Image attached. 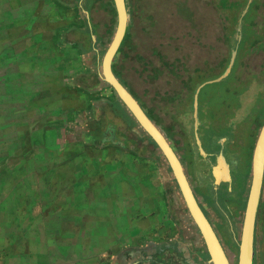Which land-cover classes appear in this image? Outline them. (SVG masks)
<instances>
[{
    "label": "rangeland",
    "instance_id": "1",
    "mask_svg": "<svg viewBox=\"0 0 264 264\" xmlns=\"http://www.w3.org/2000/svg\"><path fill=\"white\" fill-rule=\"evenodd\" d=\"M109 1L94 0L91 6L87 0H0V257L9 255L3 241L17 246L15 241L22 239V264H29L30 255L38 256V264H79L74 262L78 248L74 256L63 260L62 251L67 247L61 230L41 228L46 222H61V176L73 174L72 165L75 173L85 174L79 165L89 155L100 153H90L88 147L63 151L60 143H87L81 130L94 117L95 101L116 98L111 86L92 87L99 61L90 52L94 46L100 47L101 53L106 51L118 22L116 19L114 26L107 27ZM126 3L130 41L117 55L122 80L143 105L164 116L163 125L172 126L167 136L190 183L205 200L207 188L214 182L212 164L205 152L199 151L193 127L196 90L209 80L214 81L205 84L199 94L198 113L206 121L203 133H216L220 138L226 133L225 124L234 126L230 147L239 159L235 186L240 189L247 179V184L252 182L256 146L264 126V0ZM238 24L243 35L240 49L234 38L223 37L225 33L233 36ZM255 38L261 41L252 45ZM234 50L231 70L220 80ZM190 77L193 79L188 82ZM187 82L191 88L186 87ZM100 118L102 130L112 129L114 136L106 142L95 141L117 144L127 156L132 154L119 159L127 164L126 172L135 175L141 162L155 163V167L149 166L151 173L160 165L161 184L155 189L160 201L135 208L134 230L125 232L127 238L134 236L133 240L144 244L172 238L185 218L191 222L187 232L198 234L182 197L177 194L180 199L175 198L174 189L180 188L166 160L155 156L113 106L105 104ZM96 173H101V167ZM53 176L58 183H52ZM46 186L51 191L49 198ZM124 186L129 188L130 183ZM246 194L242 192L232 202L235 212L244 209ZM219 197L224 201L223 195ZM239 198L242 205L238 207ZM141 213H145L143 217ZM240 213L236 212L238 217H242ZM141 226L150 230L142 231ZM132 245L127 246L134 248ZM122 248L114 250V256ZM227 248L236 264L238 243L228 240Z\"/></svg>",
    "mask_w": 264,
    "mask_h": 264
},
{
    "label": "crops",
    "instance_id": "2",
    "mask_svg": "<svg viewBox=\"0 0 264 264\" xmlns=\"http://www.w3.org/2000/svg\"><path fill=\"white\" fill-rule=\"evenodd\" d=\"M95 53L94 49L90 52L93 56H95ZM99 86L94 87V89L100 88ZM102 100L95 101V110H98ZM86 142L85 144L60 143V148L63 151L68 150V147H75L78 150L87 149L85 147H88L87 151H90V153L93 150H98L100 153L89 155L90 157H86L85 162L79 165L80 170L84 168L85 174L75 173L72 165V170L71 166L69 167L73 174L61 176V222H46V227L41 229L61 230L63 232V240H65L63 246L67 247L65 251H62L63 260L64 257L74 256L76 254L74 251L78 248L74 262L79 264H108L107 262L110 260V264H115L117 255L128 248L127 245L134 244L132 245L134 247L144 245L143 242L138 243L133 240L134 236L128 239L125 232L134 230L132 220L134 219L135 208L148 207L150 205L149 201L152 204H158L160 201L159 191H155L156 187L161 184L160 165L157 170L153 169V173H151L149 166L153 167L155 163L145 164L141 162L140 166H137L136 174L133 175L131 172L129 174V172H126L127 164H121L119 159L131 157L132 154L127 156L117 144H102L88 139ZM98 167H101L100 174L96 173ZM54 178L56 177L53 176L52 183H58ZM164 179L166 180V177L163 175ZM126 183H130L129 188L124 186ZM119 184L123 185L119 186ZM50 193V189L46 186L47 198L50 197ZM53 193L55 194V191ZM118 199H121V202H118ZM140 201L141 203H139ZM119 204L121 208H118ZM153 213L158 216V212ZM143 214L141 213L142 217ZM144 229L150 230L148 226H141L140 230L143 231ZM65 232H68L67 237H65ZM176 234L172 238L157 240L170 241ZM119 236H121L120 239ZM7 241H3L5 243L3 248H8L5 253L8 252L9 255L0 257V264H22V239L15 241L17 246H13L12 242L9 246ZM149 241L151 240H147V242ZM121 245L125 248H122L114 256V250H117ZM10 248H13V250ZM28 263L38 264V256L31 257L30 255Z\"/></svg>",
    "mask_w": 264,
    "mask_h": 264
},
{
    "label": "flooded vegetation",
    "instance_id": "3",
    "mask_svg": "<svg viewBox=\"0 0 264 264\" xmlns=\"http://www.w3.org/2000/svg\"><path fill=\"white\" fill-rule=\"evenodd\" d=\"M197 116H199V113ZM89 120L90 125L87 123L81 130V133H84L83 135H85L86 139L93 141L96 138H100L102 142H106V140L113 138L114 132L107 129L102 130L100 125H98L96 118L93 117ZM197 122L198 120H196V124ZM224 126L227 127L226 133L220 138H215L213 134L203 133L204 130L200 131L197 126L194 127V135L198 149L201 151L196 138V132H198L202 141V146L205 149L204 157L207 159L208 163L212 164V168L215 164H217L219 154L223 151L229 163L231 180H221L216 184V178L213 176L214 174L211 170V176L214 178V182H212L211 186L207 189L211 190L214 188L218 190V192L215 193L213 191H209L210 193L205 196L207 203L203 197H201V194H199L195 186H193L192 183L191 185L200 203V207L203 209L205 215L212 224L231 260V254L227 248V241L229 240L231 243H238L240 250L241 237L239 236L241 235L240 231H242V225L244 222L251 181L247 184V179L245 184L240 187V189L235 186L237 182V177L235 175L236 172H238L239 159L236 158V153L231 151L230 147V143L233 140L232 132L234 130V126L231 124H225ZM100 129L102 131L98 132ZM222 139L224 141H221ZM213 183H215V186ZM245 191H247V196L245 198L244 209L241 211L242 217H238L240 210L238 209V211H236L238 214H236L232 202H235V198L238 199L240 194ZM221 193L224 201L219 199V196H222ZM175 198H178V200L180 199V197L176 196ZM239 199L240 200L236 202L238 207L241 204V198ZM189 225H191L190 219L185 218L184 225L179 226L176 236L170 241H149L140 247L125 248L123 252L117 255L115 264H213L210 261L211 256L203 235L200 233L199 227L197 226L198 234H193L191 233L192 231L187 232V230L190 229L188 227ZM253 232L254 264H264V179L256 214L255 230ZM196 235L201 236V242L199 241V236L196 237ZM237 256L236 264L238 263L239 251Z\"/></svg>",
    "mask_w": 264,
    "mask_h": 264
},
{
    "label": "water",
    "instance_id": "4",
    "mask_svg": "<svg viewBox=\"0 0 264 264\" xmlns=\"http://www.w3.org/2000/svg\"><path fill=\"white\" fill-rule=\"evenodd\" d=\"M116 10L118 13L117 27L112 38V41L105 51L102 59V82L99 87L111 86L117 97L126 105L131 114L136 118L140 126L147 132V134L156 142L159 149L163 153L164 159L173 172V176L180 188L182 200L184 201L191 218L200 229L203 235L208 251L211 256L213 264H232L227 252L225 251L217 233L215 232L212 224L205 215L200 203L195 195L192 185L187 177L184 165L179 158L176 148L171 140L161 131L159 126L154 120L150 118L140 102L128 87L119 79L113 69L114 58L125 38L130 24L129 11L127 8L126 0H115ZM236 50L233 52L232 59L221 78L227 76L234 63ZM209 80L201 85L196 90L194 98L195 115H198L199 107V94L201 88ZM196 138L200 145L202 152H205L202 146L201 138L196 132ZM213 176L216 178V184L221 180H231V173L229 163L223 151L220 152L217 164L213 167ZM264 126L261 130L259 140L256 146L255 158L252 171V182L249 192L248 202L245 210L244 222L242 225L239 258L237 264H254V230L257 209L260 201L261 190L264 179Z\"/></svg>",
    "mask_w": 264,
    "mask_h": 264
},
{
    "label": "trees",
    "instance_id": "5",
    "mask_svg": "<svg viewBox=\"0 0 264 264\" xmlns=\"http://www.w3.org/2000/svg\"><path fill=\"white\" fill-rule=\"evenodd\" d=\"M87 1H90L89 4L92 6L93 5V1L94 0H87ZM108 11L109 13L111 14V18H110V22L109 24L107 25V27H109V29L112 27V25L114 26V23L117 19V10H116V5H115V0H110L109 1V6H108ZM83 14L84 16L86 17V12L83 10ZM254 25H260V23L258 21H253ZM88 27V26H87ZM227 26H224V28L226 29ZM129 28L128 27V31L125 35V38L114 58V61H113V69L116 73V75L119 77V79L128 87V89L134 94L135 92L129 88V86L127 85L126 82H124L122 80V77H121V70L119 68H122V65L118 64V61H117V55L118 53L120 52H124L125 51V48L126 46L129 45V41H130V32H129ZM87 31L92 35L93 34V31L91 30L90 26L87 28ZM224 39L225 40H231V38H234L235 42H236V45L235 47L240 49V44L241 42L243 41V35L241 33V29L239 28V24H238V27L235 29V32L233 34V36L231 34H228V33H225L223 35ZM261 41V39L259 38H255L254 41L251 43L252 45H256L258 44L259 42ZM240 43V44H239ZM94 51H96L95 53V58L98 59L99 63L97 64V69L94 71V80L92 82V87H97L99 85H101V82H102V78H101V73H102V62H101V58L103 57V54L105 53V50L103 53H101L99 50H100V47H93ZM107 49V48H106ZM226 77V76H225ZM224 78V77H223ZM193 78L190 77V79H188V82L190 80H192ZM222 78H220L221 80ZM218 80V79H217ZM186 83V87L188 88H191V85H189V83ZM136 94V93H135ZM134 94V96L137 98V100L140 102V104L142 105V107L145 109V111L147 112V114L150 116V118L152 120H154L156 122V124L159 126V128L161 129V131L167 136L168 135V131H172V126L168 125V126H165L163 125V122L165 121V118L164 116L158 114V113H154L153 112V108L154 107H151V108H147L145 105H143V103L140 101L138 95L136 96ZM105 104H109L110 106H113L115 111L117 113H120L122 114L126 120H128L131 124V128L136 131V132H139L140 133V136L141 138L143 137L144 138V144L146 146H148L149 148H151V151L155 154V156L158 158V159H164V156H163V153L161 152V150L159 149L158 145L156 144V142L147 134V132L140 126V124L138 123V121L136 120V118L131 114V112L128 110V108L126 107V105L117 97L116 95V98L114 100H106V99H103L102 100V103L100 104V107L98 108V111L96 112L95 110L94 113H93V116L94 118H96L97 122H98V125H101V121H100V115L104 113V105ZM200 108V107H199ZM195 109V108H194ZM245 109V107L243 108ZM199 111V110H198ZM244 116V115H242ZM242 116H240V118H242ZM193 121H194V124H193V127L197 126L198 129H200V131H203V128H204V123L206 125V121L202 120L201 116H197L194 115L193 116ZM196 120H198L197 124H196ZM204 121V122H203ZM110 128V127H109ZM112 130V129H111ZM102 130L100 129L98 132H101ZM113 131V130H112ZM213 136L215 138H217L218 134L214 133ZM168 137V136H167ZM132 139V138H131ZM165 160V159H164ZM175 188V187H174ZM178 189H179V186H178ZM222 190V189H221ZM210 191H213L215 193L218 192V190L212 188ZM210 193V192H209ZM208 193V194H209ZM177 194L180 195L182 197V194H181V191L180 189L177 190L176 188L174 189V195L177 197ZM206 194V193H205ZM178 200V198H177ZM183 201V200H182ZM241 237V235H240Z\"/></svg>",
    "mask_w": 264,
    "mask_h": 264
}]
</instances>
